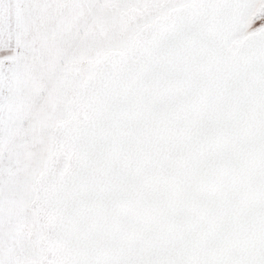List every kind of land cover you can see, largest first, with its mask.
<instances>
[{
    "label": "snow or ice",
    "instance_id": "1",
    "mask_svg": "<svg viewBox=\"0 0 264 264\" xmlns=\"http://www.w3.org/2000/svg\"><path fill=\"white\" fill-rule=\"evenodd\" d=\"M0 264H264V0H0Z\"/></svg>",
    "mask_w": 264,
    "mask_h": 264
}]
</instances>
